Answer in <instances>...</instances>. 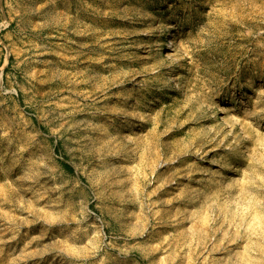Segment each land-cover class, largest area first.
Instances as JSON below:
<instances>
[{"label": "rangeland", "instance_id": "1", "mask_svg": "<svg viewBox=\"0 0 264 264\" xmlns=\"http://www.w3.org/2000/svg\"><path fill=\"white\" fill-rule=\"evenodd\" d=\"M0 264H264V0H0Z\"/></svg>", "mask_w": 264, "mask_h": 264}, {"label": "bare ground", "instance_id": "2", "mask_svg": "<svg viewBox=\"0 0 264 264\" xmlns=\"http://www.w3.org/2000/svg\"><path fill=\"white\" fill-rule=\"evenodd\" d=\"M165 35L167 36V39L163 38L164 43H165L166 48L169 50L166 54V57L171 58L172 57V51H174L173 48L177 49V47H178L177 36H176L175 32L170 28H168L165 31L164 37H165Z\"/></svg>", "mask_w": 264, "mask_h": 264}]
</instances>
